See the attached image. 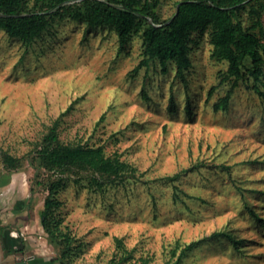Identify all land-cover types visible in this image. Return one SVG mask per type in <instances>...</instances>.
I'll use <instances>...</instances> for the list:
<instances>
[{
  "label": "rangeland",
  "instance_id": "1",
  "mask_svg": "<svg viewBox=\"0 0 264 264\" xmlns=\"http://www.w3.org/2000/svg\"><path fill=\"white\" fill-rule=\"evenodd\" d=\"M177 1L161 2L162 19L174 13ZM194 36L198 46L190 53L186 87L171 64L162 73L151 61L133 74L142 59L138 37L120 52L113 31L88 30L69 18L29 44L0 28V208L9 211L26 196L31 212L42 209L47 191L35 183L31 159L58 120L61 142L103 145L139 173L101 189L73 177L59 191L60 228L75 240L73 264H142L141 258L165 264L176 258V244L195 240L204 241L186 264H264V227L244 207L264 218V96L240 83L229 109L215 112L212 105L229 84L210 96L208 90L218 85L227 63L210 57L207 34ZM258 86L264 92V84ZM171 97L174 113L168 110ZM4 152L22 158V167L4 169ZM194 164L177 180L167 179ZM39 174L48 177L45 170ZM218 231L243 239L239 248L212 238ZM115 237L131 259L118 261L123 252Z\"/></svg>",
  "mask_w": 264,
  "mask_h": 264
},
{
  "label": "trees",
  "instance_id": "2",
  "mask_svg": "<svg viewBox=\"0 0 264 264\" xmlns=\"http://www.w3.org/2000/svg\"><path fill=\"white\" fill-rule=\"evenodd\" d=\"M162 1L0 0V28L10 39L29 44L40 38L55 21L69 18L84 23L88 30L101 28L113 31L120 52L138 37L141 39L142 59L133 74L138 73L143 66H148L149 62L157 61L162 73H167L168 66L173 65L175 78L185 85L186 72L192 66L190 53L198 46L194 34L200 36L205 33L212 46L210 57L227 63L226 71L219 73L218 85L208 90L210 96L219 85L229 84L225 94L213 103V110L227 111L234 89L240 83L264 96L258 86L264 84V0H179L168 19L160 17ZM168 110L176 112L173 97L169 100ZM185 110L188 116L192 115L189 99ZM57 126L58 120L48 127L41 141L35 145L31 164L36 171L35 183L43 185L47 191L40 217L48 241L59 248L60 264H73L75 240L68 231L60 228L62 218L57 210L62 202L57 197L59 191L73 177L75 183L87 181L90 187L101 189L107 184L116 185L136 179L139 173L133 164L122 160L118 153L108 154L103 145L61 142ZM1 161L9 173L17 171L23 164L22 158L6 152L1 155ZM197 166L194 164L167 179L175 181L182 173L192 171ZM221 166L229 168L223 164ZM41 169L48 173L46 180L39 177ZM260 193L264 195V192ZM25 206H28V202L17 200L13 208L20 210ZM244 207L260 227H264V218L252 207ZM211 237H222L235 248H239L243 241L229 231L214 232ZM115 241L117 249L123 252L118 261L131 259L132 254L126 250L122 238L115 237ZM203 241H191L184 246L176 244L171 250L172 257L176 258L165 264H186L184 258ZM141 262L148 264V259L141 258Z\"/></svg>",
  "mask_w": 264,
  "mask_h": 264
},
{
  "label": "crops",
  "instance_id": "3",
  "mask_svg": "<svg viewBox=\"0 0 264 264\" xmlns=\"http://www.w3.org/2000/svg\"><path fill=\"white\" fill-rule=\"evenodd\" d=\"M13 206L9 211L0 208V264H60L43 229L41 210L31 212L28 206L16 210Z\"/></svg>",
  "mask_w": 264,
  "mask_h": 264
}]
</instances>
